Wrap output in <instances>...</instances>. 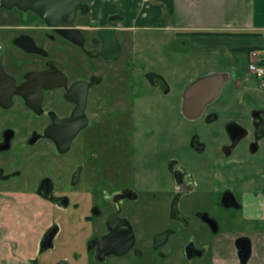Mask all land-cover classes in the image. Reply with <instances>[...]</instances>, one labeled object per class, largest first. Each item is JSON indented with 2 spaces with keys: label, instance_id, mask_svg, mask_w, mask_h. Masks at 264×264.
<instances>
[{
  "label": "flooded vegetation",
  "instance_id": "obj_1",
  "mask_svg": "<svg viewBox=\"0 0 264 264\" xmlns=\"http://www.w3.org/2000/svg\"><path fill=\"white\" fill-rule=\"evenodd\" d=\"M81 5L86 11L78 10L73 26L58 32L31 11L2 8L0 0L6 22L0 37L7 39V44L0 42V193L24 185L48 209L28 263L193 264L208 260L195 240L207 232H239L236 247L246 264L249 255L241 249L249 246L251 252V243L244 205L248 201L262 214L264 167L258 178L238 176L239 170L252 167L253 156L239 157L236 151L251 137L250 152L256 155L264 139V113L252 112V131L229 121L207 140L195 126L189 143L195 161L188 165L172 156L164 162L165 183L158 177L144 184L134 174L138 126L129 119L128 106V84L137 83L135 46L121 16H107L103 24L93 19L89 0ZM27 38L37 52L18 45ZM144 82L164 96L173 91L169 79L158 72H145ZM192 84L184 88L182 114L189 123L184 125L202 119V129H209L220 121L218 110H225L218 102L227 97L223 92L228 83L217 96L216 81L202 85L191 94V111L185 113ZM229 84L236 91L237 83ZM202 103L201 114L189 118ZM37 148L43 152L33 156ZM74 148L80 157L65 172L43 175L44 170L35 168L36 160L59 166ZM69 182L73 192L63 190ZM244 187L250 190L238 191ZM148 217L158 225L152 239L146 236ZM13 258V252L0 253V264Z\"/></svg>",
  "mask_w": 264,
  "mask_h": 264
},
{
  "label": "rangeland",
  "instance_id": "obj_2",
  "mask_svg": "<svg viewBox=\"0 0 264 264\" xmlns=\"http://www.w3.org/2000/svg\"><path fill=\"white\" fill-rule=\"evenodd\" d=\"M87 1V0H85ZM4 12H0V26L6 24L3 21ZM125 20V15H124ZM3 21V22H2ZM130 45L131 41L135 46L134 62L137 65L133 76L136 79L133 83L128 84L129 96L128 106L131 114L129 119L135 120L138 126V139L135 144L138 151L134 155L135 175H138L144 184H152L156 182V178L165 183L166 173L164 170V162L170 157H175L180 161L191 164L195 161L196 153L190 148V138L196 133V130L202 134L207 140L211 138L215 131L224 129L230 119L239 121L244 127L252 131V112L260 107L258 99L253 94L239 95L241 89L248 87L249 83L241 86V89L234 90V85L229 84L225 88L223 95L218 103H224L225 110H218L220 121L211 125L209 129H202V120L192 122L190 127L184 125V121L188 123L182 114V101L184 88L188 77L196 73H204L209 70H217L219 73H227V67L230 61L226 56L217 55H188L180 53L187 50V43L181 40L172 39V35L163 32H155L152 30H137L128 32ZM6 38L0 37L1 44H5ZM7 44V43H6ZM163 44L161 47L158 45ZM174 47L175 50L174 51ZM131 51V50H129ZM167 56L170 59L158 58V52ZM176 52V53H175ZM174 59L172 60L171 58ZM215 60L216 63L207 66L196 64L202 60ZM242 61V59L240 57ZM164 60V61H163ZM204 60V61H203ZM245 62V61H244ZM158 72L165 75L173 86V91L168 95H163L159 91L150 87L144 82L145 72ZM134 86L140 91L136 92ZM135 95V96H134ZM219 106L222 104H218ZM199 122V123H198ZM189 124V123H188ZM187 125V124H186ZM197 126V129H195ZM252 138L245 140L237 149V155L253 156L251 162L254 175L258 178L260 170L264 167V141L260 144V151L256 155H251L250 143ZM43 152L37 148L33 152L34 155H39ZM80 157L78 148L59 162V166L50 167L48 160L42 162L36 160L35 168H40L43 175H48L46 172L66 171L68 164H71L75 157ZM131 161V158H129ZM65 168V169H64ZM37 173L39 169L36 170ZM154 174H157L154 177ZM149 177L152 181L146 180ZM98 178V176H97ZM100 178V177H99ZM66 179V178H64ZM130 177L128 176V181ZM18 183V182H17ZM19 183H23L20 181ZM101 181H98L97 188H100ZM70 182L63 188L66 192H73ZM32 189V188H31ZM27 189L24 185L15 186L9 193L6 191L0 193V200H5V205H0V253L13 252L14 258L8 264H29L27 258L34 253L38 246L39 238L43 230V226L47 223L48 218L45 215L48 212L47 208L43 210V202L37 195L35 190ZM77 190V189H75ZM1 192V191H0ZM101 197V196H100ZM44 213H43V212ZM152 216V214H150ZM241 219V215H238ZM148 229L146 231L147 238H153L157 232L158 225L152 222L150 217L146 220ZM39 222V224H38ZM38 225L40 229H34ZM42 229V230H41ZM220 235H213L207 232L200 240H195L196 243L204 249L213 247L214 241ZM194 240V238H192ZM208 259V258H207ZM206 260L194 261L193 264H204Z\"/></svg>",
  "mask_w": 264,
  "mask_h": 264
},
{
  "label": "crops",
  "instance_id": "obj_3",
  "mask_svg": "<svg viewBox=\"0 0 264 264\" xmlns=\"http://www.w3.org/2000/svg\"><path fill=\"white\" fill-rule=\"evenodd\" d=\"M89 3L93 19L97 22L106 24L107 16L118 15L124 19L125 15L128 32L152 30L168 33L174 41L181 40L188 44L187 50L180 52L186 56H226L230 61L227 73H219L217 70L196 73L188 77L186 86L217 74L228 78L227 85L234 80L237 83L236 91L245 83H249L247 88L241 89L239 95L253 94L260 103V107L253 111L264 113V80L258 79L249 71V65L253 61L264 67V0H89ZM161 46L163 44L157 47ZM158 58L170 59L160 51ZM171 59L173 60L174 56ZM217 62L214 59L204 62L200 60L196 64L207 66ZM229 121L241 124L237 120ZM263 141L264 139L260 144ZM260 148L259 145L257 153ZM217 149L213 148L214 151ZM234 174L231 173V176ZM237 174L243 177L255 176L252 167L245 172L239 170ZM227 176L228 174L223 175ZM249 190L250 188L246 187L238 189L242 192ZM244 207L245 219L249 220L246 235L251 243V252L246 264H264V207L262 214L261 209L251 207L248 201H245ZM240 236L239 232H225L217 237L213 247L205 249V257L208 260L204 264H243L236 247V239Z\"/></svg>",
  "mask_w": 264,
  "mask_h": 264
},
{
  "label": "water",
  "instance_id": "obj_4",
  "mask_svg": "<svg viewBox=\"0 0 264 264\" xmlns=\"http://www.w3.org/2000/svg\"><path fill=\"white\" fill-rule=\"evenodd\" d=\"M1 7L6 10L16 8L21 11H31L36 14L49 28L55 29L58 32L61 31L60 29H69L73 26V21L78 10L81 9L83 12L86 11V8L81 5V0H1ZM65 36L68 39L73 40V38L66 33ZM24 42L25 44L19 43L18 45L28 52H37V47L35 46L32 39L27 38L24 40ZM210 81H216L217 83L215 87V95L217 96L221 88L226 83L227 78L225 75L217 74L193 83L189 87L185 97V113L191 111V108L189 107L191 102L194 101V98H191V94L198 88L202 87V85H206ZM204 105L205 103L200 105V108L197 109V113L192 115L193 118H197L198 115L201 114ZM246 248L247 249L242 247L241 249L239 247L242 253L245 254V257H247L250 252L249 246Z\"/></svg>",
  "mask_w": 264,
  "mask_h": 264
},
{
  "label": "built area",
  "instance_id": "obj_5",
  "mask_svg": "<svg viewBox=\"0 0 264 264\" xmlns=\"http://www.w3.org/2000/svg\"><path fill=\"white\" fill-rule=\"evenodd\" d=\"M253 57H256V54L253 55ZM249 71L254 74L258 79L264 80V67L258 65L256 61H253L249 65Z\"/></svg>",
  "mask_w": 264,
  "mask_h": 264
},
{
  "label": "trees",
  "instance_id": "obj_6",
  "mask_svg": "<svg viewBox=\"0 0 264 264\" xmlns=\"http://www.w3.org/2000/svg\"><path fill=\"white\" fill-rule=\"evenodd\" d=\"M206 35H210V33H206Z\"/></svg>",
  "mask_w": 264,
  "mask_h": 264
}]
</instances>
